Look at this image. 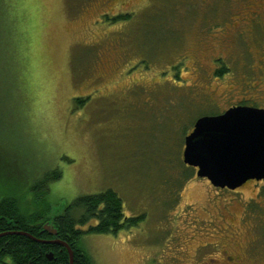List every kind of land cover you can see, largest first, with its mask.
<instances>
[{"label": "rangeland", "instance_id": "obj_1", "mask_svg": "<svg viewBox=\"0 0 264 264\" xmlns=\"http://www.w3.org/2000/svg\"><path fill=\"white\" fill-rule=\"evenodd\" d=\"M253 18L226 0H0V195L61 171L55 216L115 191L143 219L84 234L94 264H264V182L223 190L183 160L202 115L264 103Z\"/></svg>", "mask_w": 264, "mask_h": 264}, {"label": "water", "instance_id": "obj_2", "mask_svg": "<svg viewBox=\"0 0 264 264\" xmlns=\"http://www.w3.org/2000/svg\"><path fill=\"white\" fill-rule=\"evenodd\" d=\"M183 160L198 168L199 177L208 178L219 188L236 190L251 180H264V108L243 105L222 114L201 116L185 138ZM43 229L55 236L59 232L53 220ZM9 234L62 245L69 252L70 263L75 264L74 250L66 241L42 240L25 231L2 233L0 238ZM47 257L52 260L54 252L47 253Z\"/></svg>", "mask_w": 264, "mask_h": 264}, {"label": "trees", "instance_id": "obj_3", "mask_svg": "<svg viewBox=\"0 0 264 264\" xmlns=\"http://www.w3.org/2000/svg\"><path fill=\"white\" fill-rule=\"evenodd\" d=\"M89 99L90 97H80L74 100L79 104H84ZM190 168L193 174H196L195 169ZM61 177V171L48 173L42 185L36 184L32 187V192H35V197L32 199L24 200L13 195H0V216H3V220L0 221V232L6 230V222L12 223L11 225L17 222L23 230L42 238V232H45L41 231L42 226L46 222L53 220L59 231L58 238L68 242L73 248L75 264H94L91 255L81 246V238L84 234H117L122 229L138 225L143 216L136 218L127 217L124 212L122 199L113 190L80 196L69 203L62 214L51 216L47 199L50 192L48 182L59 180ZM25 201L30 202L28 210L26 209ZM40 206H43L42 210L30 211L33 207L38 208ZM85 226L87 228L80 229V227ZM40 249L43 250L42 257L45 260L46 254L53 250L56 252L58 260H67L68 262L69 254L66 249L61 253L60 247L39 244L23 236L13 237L0 255H7L15 257L16 260H21L24 254H28L29 259H34L35 256H38Z\"/></svg>", "mask_w": 264, "mask_h": 264}, {"label": "flooded vegetation", "instance_id": "obj_4", "mask_svg": "<svg viewBox=\"0 0 264 264\" xmlns=\"http://www.w3.org/2000/svg\"><path fill=\"white\" fill-rule=\"evenodd\" d=\"M226 1L230 5L240 6V7H243V9L250 8L251 5H252V14H254V18L251 20L252 23L250 21H249V23H251L252 25H254V24L260 25V27L264 29V0L263 1H261V0H226ZM203 2L213 3V0H210V1L203 0ZM247 103L248 102H246V101H244V102L243 101H238L236 103L230 104L228 106V108L225 109L222 113L226 112L228 109H230L232 107L243 106V105L264 108V103L263 104H257V103H249V104H247ZM222 113H219V114H222ZM215 115H217V114H215ZM193 168L196 170V175H197L198 168H195V167H193ZM261 182H264V180H261V181L251 180V181H249L246 185H244L241 188H238L236 190H231V189H229V190H231L232 192L239 193L242 189H245L248 186V184H250V183L259 184ZM221 189L224 190V189H228V188H221ZM2 217L3 216H0V221L3 220ZM11 224L12 223H10V222H6V226H5L6 230L0 232V234L6 233V232H20V231H25V230H23L21 228V225L18 224L17 222L15 224H13L14 226L11 225ZM82 228H87V226L80 227V229H82ZM43 230L44 229H43V226H42L41 231H43ZM25 232H27V231H25ZM15 236H17V237H19V236L28 237V236L18 235V234H9V235H5V236L1 237L0 240H2V241H0V253L2 251H4L5 246H7L10 243V241L12 240V238L15 237ZM35 237L38 238V239H42V240H54L55 238L58 239V236L51 235L48 231L42 232V238L37 237V236H35ZM28 238H30V237H28ZM3 239H5V240H3ZM35 242H37V241H35ZM37 243L44 244V245H47V246L60 247V252L61 253H63L65 251V249L67 250L66 247H64L62 245H58V244H50V243H42V242H37ZM53 252H54V258L52 260H50L47 257V254L45 256L46 257V260L42 257L43 256V250L42 249H40L38 256H35L34 259L33 258L32 259H29L28 254H24V256L22 257L21 260H19V259L16 260L15 257L7 256V255L6 256H1L0 255V264H71L70 263V255H69L68 262H67V260H58V256L56 255V252L55 251H53ZM68 254H69V252H68ZM228 259L229 260H227L228 262L226 264H232V263L233 264H238L233 256H228ZM211 262H213V260H208L206 262H201V263H198V264H208V263H211Z\"/></svg>", "mask_w": 264, "mask_h": 264}]
</instances>
